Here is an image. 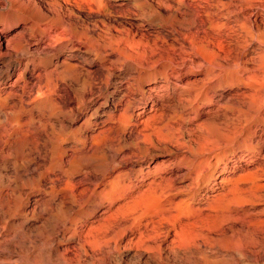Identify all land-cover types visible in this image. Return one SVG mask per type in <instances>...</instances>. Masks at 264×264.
<instances>
[{
    "label": "rangeland",
    "instance_id": "rangeland-1",
    "mask_svg": "<svg viewBox=\"0 0 264 264\" xmlns=\"http://www.w3.org/2000/svg\"><path fill=\"white\" fill-rule=\"evenodd\" d=\"M156 1L0 0V264H264V0Z\"/></svg>",
    "mask_w": 264,
    "mask_h": 264
},
{
    "label": "bare ground",
    "instance_id": "bare-ground-1",
    "mask_svg": "<svg viewBox=\"0 0 264 264\" xmlns=\"http://www.w3.org/2000/svg\"><path fill=\"white\" fill-rule=\"evenodd\" d=\"M145 1V0H144ZM156 1V0H155ZM228 1V0H227ZM142 2V1H141ZM178 2V1H177ZM221 2V1H220ZM224 1H222L221 3H223ZM226 2V1H225ZM259 2V1H258ZM157 3H161V1L160 0H157L156 1V4ZM167 3V2H166ZM215 3H219V2H216L215 1ZM260 3H262V2H260ZM260 3H257V4H259V6H260ZM178 4V3H177ZM140 5V4H139ZM158 5V4H157ZM224 5V4H223ZM230 5V4H229ZM246 5V4H245ZM250 5H253L252 3H250ZM248 3H247V7H251ZM245 6V7H246ZM258 6V5H257ZM257 6H254L253 5V7H255V9H251L250 10V18H251V16L253 17V16H260L261 18L262 17H264V13H261V14H259V10H262V11H264V5H261L260 7H257ZM192 7V6H191ZM224 7H226V6H224ZM152 8V7H151ZM156 8V7H155ZM193 8V7H192ZM252 8V7H251ZM229 9H231V8H229ZM189 10H191V9H189ZM193 10V9H192ZM158 11V10H157ZM231 11V10H230ZM229 11V12H230ZM231 12H233V10L231 11ZM231 12H230V14H231ZM261 12V11H260ZM203 17V14H201L197 9H195V10H193V11H190V13L188 14V16H187V18L186 19H183L184 20V23H188V24H190V25H196V27L195 28H213V26H215V25H213V22H214V18H206L205 17V19H203L202 18ZM255 18V17H254ZM253 18V19H254ZM248 19H249V17H248ZM178 19H176L175 21H177ZM180 21H181V19H180ZM180 21H177V23L178 24H180V23H182V22H180ZM256 21H257V19H256ZM255 20H253L252 22H256ZM251 23V22H250ZM249 23V24H250ZM217 24V23H216ZM243 24H246L245 22H243L242 23V25ZM181 25V24H180ZM179 25V26H180ZM183 25V24H182ZM251 25V24H250ZM243 26H245V25H243ZM243 26H241V27H243ZM240 27V26H239ZM187 28V27H186ZM192 27H190V29H191ZM246 28V27H245ZM189 29V30H190ZM251 29V28H250ZM249 29V30H250ZM86 29H81V32H79V34L77 35H71L72 36V39H73V41H71L72 42V44L70 43V50H71V53H69V55H68V57H64L66 60H73L74 58H76V57H82V58H84L83 57V55H81V51H80V44L81 43H85L86 44V46H87V48L88 49H91V50H94V55H96V57H103V56H109L110 55V57L111 56H113L112 58H114L115 59V61L116 60H120V59H122V61H123V58H125L126 57V60H127V56L124 54L125 52H123V49H121L120 48V46H119V42H120V38L118 39V37H116V36H112V35H98L97 37H93V38H91L92 40H94V43L92 44V40H90L89 38L90 37H88L89 35L87 34V32L85 31ZM194 30H196V29H194ZM241 30V29H240ZM255 30V29H254ZM192 32H193V30H192ZM191 32V33H192ZM194 32H196V31H194ZM200 32V31H199ZM208 32V31H207ZM206 32V33H207ZM255 32L258 34V33H260L261 31H260V29L259 28H256V30H255ZM68 34V33H67ZM196 34V33H195ZM250 34V33H249ZM262 34V33H261ZM260 34V35H261ZM66 35V34H65ZM197 35V34H196ZM201 35V34H200ZM206 35V34H205ZM248 35V34H247ZM251 35H252V33H251ZM69 36V35H68ZM262 36V35H261ZM64 37H66V36H64ZM182 37H183V35H182ZM248 37H250V39H252V36H248ZM185 38V37H184ZM187 38V37H186ZM71 39V40H72ZM83 39L85 40V42L83 41ZM181 39V38H180ZM249 39V38H248ZM184 41V40H183ZM96 42V43H95ZM264 42V41H263ZM262 42V45H263V47H264V43ZM190 43V42H189ZM97 44V45H96ZM95 45H96V48H95ZM84 47V46H83ZM40 48V47H39ZM43 49V48H42ZM41 50V49H40ZM125 55V56H124ZM85 59V58H84ZM259 60H257L256 62H255V66L254 67H245L244 69H242V72H246V74L243 76V75H241V76H239V77H241L240 79H241V81H242V83L243 84H245L246 86H247V90L249 89V95H247V93H246V95L248 96V98H246V99H248V102H247V108H248V114L251 116L250 118H252V116L254 117H256V116H259L260 115V113H261V110L262 109H264V48L261 50V52H260V55H259V58H258ZM63 61V60H62ZM114 61V60H113ZM121 61V60H120ZM64 62H67V61H64ZM72 62V61H71ZM117 62V61H116ZM119 62V61H118ZM63 62H61V64H62ZM76 63V62H75ZM74 63V64H75ZM78 63V62H77ZM76 63V64H77ZM121 63V62H120ZM123 63V62H122ZM66 64H68V63H66ZM72 64V63H71ZM71 64H68V65H70V66H72ZM73 64V66H75ZM176 65V64H175ZM64 66V65H63ZM62 66V67H63ZM66 66V65H65ZM67 67H69V66H67ZM77 67H78V65H77ZM77 67H75V69L77 68ZM66 68V67H65ZM79 68V67H78ZM241 68H243V67H241ZM63 69H64V67H63ZM80 69V68H79ZM238 69H240V68H238ZM65 70V69H64ZM69 70V69H68ZM74 70V69H73ZM86 69H84V71H85ZM88 70V69H87ZM241 70V69H240ZM61 71V70H60ZM81 71V69L79 70V72ZM83 71V70H82ZM90 71V70H89ZM87 72V73H89L90 74V72ZM49 72V71H48ZM64 72V71H63ZM62 72V73H63ZM69 72V71H68ZM72 72V71H71ZM73 72H77V70L76 71H73ZM61 73V74H62ZM80 73H82V72H80ZM238 73V72H237ZM77 74L78 73H76V76H77ZM84 74V73H83ZM86 74V73H85ZM208 74V73H207ZM206 74V75H207ZM64 75H67V73L66 74H64ZM78 75H80V74H78ZM82 75V74H81ZM92 75V74H91ZM91 75H89V76H91ZM22 76V75H21ZM20 75H18V77H17V79H15L14 80V82L13 83H16V81H18V79H20V78H22ZM88 76V77H89ZM61 77H63V76H61ZM67 77H69V75L67 76ZM84 77V76H83ZM86 78H87V76H85ZM64 78V77H63ZM62 78V79H63ZM75 78H78V77H75ZM67 79V78H66ZM89 79V78H88ZM88 79H86V80H88ZM237 79H239V78H237ZM63 80H65V79H63ZM67 80H69V79H67ZM72 80V79H71ZM85 80V79H84ZM66 81V80H65ZM90 81H92V80H90ZM93 81H94V79H93ZM85 82V81H84ZM12 83V84H13ZM86 83V82H85ZM90 83H93V82H90ZM84 84V83H83ZM83 84H81V85H83ZM86 86H87V84H85ZM85 85H84V88H85ZM88 85H90L89 83H88ZM244 86V85H243ZM89 87V86H88ZM89 89V88H88ZM87 89V90H88ZM81 90H83V89H81ZM90 90V89H89ZM92 92V91H91ZM248 92V91H247ZM83 93V92H82ZM93 93V92H92ZM246 96V97H247ZM263 111V110H262ZM240 122V121H239ZM246 122V121H245ZM13 126V125H12ZM15 129V128H14ZM236 129V128H235ZM240 129V128H239ZM3 130V129H2ZM1 130V131H2ZM235 131V130H234ZM7 132V131H6ZM10 132H11V130H10ZM5 133V132H4ZM8 133L9 132H7V134H3V135H5V137L8 135ZM239 134V133H238ZM1 135V134H0ZM4 137V136H3ZM9 137V136H8ZM2 139V138H1ZM4 139V138H3ZM227 144V143H226ZM243 144V143H242ZM209 157V156H208ZM208 161V160H207ZM154 167V166H153ZM160 167V166H159ZM158 167V168H159ZM155 168H157V166L155 167ZM155 168H153V169H155ZM156 170V169H155ZM159 170V169H158ZM148 171V170H147ZM151 171V170H150ZM156 172V171H155ZM144 173H146V171L144 172ZM200 174V173H199ZM197 175V174H196ZM223 178L220 180V182H219V184H221L222 182H223ZM218 186V185H217ZM173 202V201H172ZM171 202V203H172ZM170 203V202H169ZM175 203V202H174ZM168 204V203H167ZM174 205V204H173ZM167 206V205H166ZM169 207V206H168ZM166 210H167V207H166ZM164 211H165V209H164ZM173 214V213H172ZM171 214V215H172ZM164 215V214H163ZM165 215L166 216H168L169 217V215H167L166 213H165ZM171 215H170V219H172L171 218ZM161 216V215H160ZM160 216H158V217H160ZM163 217V216H162ZM162 217H160L161 219H162ZM165 217V216H164ZM163 217V218H164ZM168 217H165V218H168ZM173 217V216H172ZM153 219V218H152ZM169 219V218H168ZM163 220V219H162ZM153 220H151V222H152ZM158 221V220H157ZM157 221H156V225L157 224H159V222L157 223ZM160 221V220H159ZM168 221V220H167ZM149 222V221H148ZM154 222H155V220H154ZM163 222V221H162ZM146 224V223H145ZM152 225H153V223H152ZM151 225V226H152ZM146 226H149V224L148 225H146ZM151 226H149L150 227V229H154V225L152 226L153 228H151ZM158 226V225H157ZM157 226H156V228H157ZM161 225H159L158 227H160ZM145 228V227H144ZM147 230H148V228H146ZM143 230H145V229H143ZM158 230H159V228H158ZM153 231H155V230H153ZM152 231V232H153ZM157 234L159 233V231H157L156 232ZM148 236V235H147ZM150 236V235H149ZM142 237H144L143 235H142ZM154 237V236H153ZM147 237L145 236V239H146ZM149 238H152V237H148V242L150 241L149 240ZM137 239H139V238H137ZM130 240V239H129ZM152 240H153V238H152ZM146 241H147V239H146ZM150 243H151V241H150ZM138 244V243H137ZM148 244V243H147ZM139 245V244H138ZM148 245H151V244H148ZM147 245V246H148ZM146 246V245H145ZM155 245H153L152 246V250L154 249L155 251H156V249H160L158 246H156V249H155V247H154ZM141 247H143V246H141ZM154 247V248H153ZM158 247V248H157ZM149 248V247H148ZM142 249V248H141ZM150 250H151V248H149ZM148 249V250H149ZM64 250V249H63ZM148 250H146V251H148ZM145 251V252H146ZM159 251V250H158ZM161 251V250H160ZM170 252V251H169ZM154 254V253H153ZM172 257V256H171ZM173 257H175V256H173ZM178 257V256H177ZM179 257H181V256H179ZM178 257V258H179ZM171 259H173L174 260V258H171ZM178 260V259H177ZM6 263V262H5ZM4 263V264H5ZM90 264V263H89Z\"/></svg>",
    "mask_w": 264,
    "mask_h": 264
}]
</instances>
